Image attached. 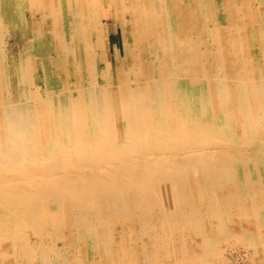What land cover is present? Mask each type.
<instances>
[{
    "label": "bare ground",
    "instance_id": "1",
    "mask_svg": "<svg viewBox=\"0 0 264 264\" xmlns=\"http://www.w3.org/2000/svg\"><path fill=\"white\" fill-rule=\"evenodd\" d=\"M0 264H264V0H0Z\"/></svg>",
    "mask_w": 264,
    "mask_h": 264
},
{
    "label": "rangeland",
    "instance_id": "2",
    "mask_svg": "<svg viewBox=\"0 0 264 264\" xmlns=\"http://www.w3.org/2000/svg\"><path fill=\"white\" fill-rule=\"evenodd\" d=\"M107 23H108V32H109L110 42H114L116 38V33L114 31V25H113L112 18H109V21H107Z\"/></svg>",
    "mask_w": 264,
    "mask_h": 264
}]
</instances>
